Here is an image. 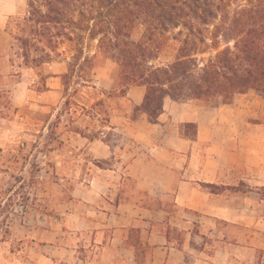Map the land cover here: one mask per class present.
Returning <instances> with one entry per match:
<instances>
[{"label":"rangeland","instance_id":"1","mask_svg":"<svg viewBox=\"0 0 264 264\" xmlns=\"http://www.w3.org/2000/svg\"><path fill=\"white\" fill-rule=\"evenodd\" d=\"M246 1L227 0L230 10ZM27 10L28 0H0V264H120L127 259L121 254L125 243L135 244L136 264H145L151 248L143 229L162 230L178 243L185 237L183 215L190 212L174 205L171 192L161 191L155 199L156 189L127 174L133 159L149 147V134L134 125L146 113L122 93L112 53L98 54L93 82L78 86L64 105L60 75L71 57L69 43L60 46L58 59L40 66L25 65L12 48V36L20 32L16 23ZM160 14L137 19L131 37L150 35L149 22L157 23ZM156 23L151 44L159 57L153 63L174 60L187 38L198 59L226 46L222 41L212 48L210 34L202 43L182 25ZM97 44L98 39H86L90 55ZM16 84L19 100L13 94ZM180 102L203 109L213 154L225 162L218 183L207 189L219 193L212 213L190 212L194 249L187 263H254L258 249H264V97L251 90L230 103L222 98ZM178 127L181 135L196 138V124L184 121ZM178 178L176 173L168 190ZM128 202L155 208L152 224L137 222L138 232L123 226L119 206Z\"/></svg>","mask_w":264,"mask_h":264},{"label":"trees","instance_id":"2","mask_svg":"<svg viewBox=\"0 0 264 264\" xmlns=\"http://www.w3.org/2000/svg\"><path fill=\"white\" fill-rule=\"evenodd\" d=\"M228 6L227 0H28L27 15L16 23L20 32L12 36V48L25 65L40 66L58 59L60 46L69 43L71 57L65 58L67 71L60 75L64 105L78 86L93 82L98 54H114L122 93L145 86L144 102L138 107L158 122L166 97L222 98L230 103L235 95L251 90L264 97V0H247L234 10ZM157 10L163 21L149 22L150 35L134 40L130 31L135 21L144 14L155 18ZM155 23L167 28L182 25L202 43L210 34L212 48L218 49L222 41L226 46L208 59H198L187 38L174 60L153 63L159 57L151 44ZM86 39H98L95 54L86 50ZM250 264H264V249H258Z\"/></svg>","mask_w":264,"mask_h":264},{"label":"crops","instance_id":"3","mask_svg":"<svg viewBox=\"0 0 264 264\" xmlns=\"http://www.w3.org/2000/svg\"><path fill=\"white\" fill-rule=\"evenodd\" d=\"M3 78L0 76V95L4 89L1 81ZM15 86L17 88L13 89V94L15 99L19 100L21 85ZM145 93V86H133L128 90L127 97L137 106L143 103ZM1 109L0 96V119ZM202 110L197 105L190 107L189 103L166 97L158 122L151 121L147 114H143L145 120L134 125L149 134V147L146 153L133 159L127 167V174L129 177L138 178L141 185L156 189L155 199L160 196L161 191L171 192L175 206L200 212L202 217H205L212 213L211 208L216 207L215 196L219 195L207 189L210 185H215L217 174L221 172L218 169L224 166L225 162L213 154L210 134L212 130L206 126ZM184 121L196 124L195 139H188L178 131V123ZM176 173L179 176L177 185L168 190V185ZM120 208H123V211L118 213V218L127 229H140L141 225L137 222L152 224L156 212L158 213L150 204L145 206L128 202L120 204L119 210ZM140 212L143 213L142 216ZM194 220L192 213L185 212L183 227L180 229L185 237L178 243L171 240L167 232L144 228L146 244L151 248L150 258L145 264H188L187 256L191 255L194 249ZM127 239L128 237H125L122 242ZM126 244L121 248V254H125L127 259L120 264H136L138 254L135 244L130 247Z\"/></svg>","mask_w":264,"mask_h":264}]
</instances>
